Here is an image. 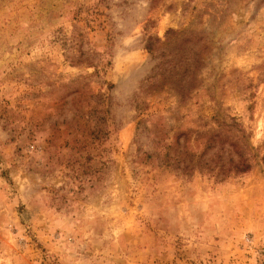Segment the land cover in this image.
<instances>
[{
  "label": "rangeland",
  "instance_id": "obj_1",
  "mask_svg": "<svg viewBox=\"0 0 264 264\" xmlns=\"http://www.w3.org/2000/svg\"><path fill=\"white\" fill-rule=\"evenodd\" d=\"M263 158L264 0H0V264H264Z\"/></svg>",
  "mask_w": 264,
  "mask_h": 264
},
{
  "label": "trees",
  "instance_id": "obj_2",
  "mask_svg": "<svg viewBox=\"0 0 264 264\" xmlns=\"http://www.w3.org/2000/svg\"><path fill=\"white\" fill-rule=\"evenodd\" d=\"M215 121L217 130L213 131L209 140L211 145L207 150L217 149V152L209 160L203 161L207 155L205 151L198 158L196 166L200 171L213 173L220 181L250 172L253 163L247 146L249 134L236 118L230 117L229 120L216 118Z\"/></svg>",
  "mask_w": 264,
  "mask_h": 264
}]
</instances>
